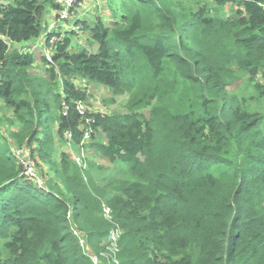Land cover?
I'll return each instance as SVG.
<instances>
[{
    "label": "trees",
    "instance_id": "16d2710c",
    "mask_svg": "<svg viewBox=\"0 0 264 264\" xmlns=\"http://www.w3.org/2000/svg\"><path fill=\"white\" fill-rule=\"evenodd\" d=\"M217 1L237 8L107 0L110 26L81 22L96 50L69 52L65 30L48 79L8 42L43 36L47 47L60 31L44 29L46 6H59L0 5V101L14 128L0 136V264H264V116L227 90L242 74L262 79L264 97V0ZM75 77L128 94L126 113L82 116ZM54 124L75 147L90 131L87 147L130 178L97 185L93 164L55 148ZM9 139L47 165L42 186L21 175ZM112 230L115 252L104 244Z\"/></svg>",
    "mask_w": 264,
    "mask_h": 264
},
{
    "label": "rangeland",
    "instance_id": "374dc122",
    "mask_svg": "<svg viewBox=\"0 0 264 264\" xmlns=\"http://www.w3.org/2000/svg\"><path fill=\"white\" fill-rule=\"evenodd\" d=\"M55 5L59 6L61 10H55L50 8V5L46 6V13L43 18V27L44 29L49 30L48 28H55L56 26L59 28L60 33H64L66 28L73 29V41L77 45L83 44L88 41V33L87 31H81L79 26H77V21H81L84 18H87L85 21V25L87 26L89 23L94 21L98 16H100L105 22L107 26H110V22L107 23L109 18L102 12V8L106 5L105 0H80L81 4L79 7H72L75 0H72L71 4H67V0H52ZM119 1V0H117ZM179 4H183L186 6H191L195 4H200L209 10H217L219 16H228L231 15L235 10L236 6H232L230 4H225L220 6L217 0H173ZM12 2V0H0V5H6ZM85 5H89V11L83 10L82 8ZM98 3V6L96 4ZM82 6V7H81ZM106 12V9H104ZM89 15L91 18H89ZM66 18V19H64ZM43 36L37 39H32L27 42H23L22 44H11L8 42L10 49H16L23 53H29L33 55L35 63L33 65L32 70L30 71L33 75H39L40 77H44V79H48L47 74H44V70L48 69L52 66L53 63H57V60H53L54 57H57L59 54L55 47L51 46V43L45 47V43L42 42ZM89 44V42H87ZM75 46L72 47L69 52L74 51ZM96 50V45H89L88 51L94 52ZM46 56L49 57L52 63L46 65ZM45 59V62L43 61ZM72 83L74 87L77 88V91L85 94V101L79 102L78 106H81V112H79L82 116H86L87 114H103V115H111V114H124L126 113V105L129 100L128 94L114 95L108 88L96 84L94 82H89L85 79L81 78H73ZM257 85L262 84V79L258 78L254 82H250L249 77L247 75L237 74L236 80L232 82L227 88L230 95L236 96L242 102L243 106L249 108L252 112L257 113L258 115L264 116V97L261 98L260 89L256 88ZM147 113L146 111L144 112ZM9 118H11V112L8 108L4 106V104L0 101V136L7 137L10 132L14 131V128L9 124ZM91 120L89 118H85V125L90 123ZM84 126V125H82ZM85 127L82 129L84 130ZM13 130V131H12ZM264 133V120L263 127ZM52 131L54 133V146L60 152L63 149L66 150L71 158L78 152V147L71 145V143H66L65 140L61 141L56 137V124L52 126ZM97 140H100V135L96 136ZM10 142L11 148L14 149L15 155L23 157H29L28 154L25 156L24 149L19 147L13 139L8 140ZM90 143V139H88L86 144ZM85 144V145H86ZM35 148V145L32 146ZM27 149V148H26ZM96 155V154H95ZM93 150L90 147L84 146L83 151L81 153V158L85 162H90V164L94 165V168L91 169L90 175L97 182V185L103 186L111 182L112 180H127L129 179V174L127 172V167L120 163H109L105 159L100 156H95ZM91 156V157H90ZM58 158V155L55 156ZM91 158V159H90ZM30 159L34 160L37 163L38 175L43 181L45 177H50L51 174L48 173V167L41 161H39L36 155L30 154ZM86 167H87V163ZM105 244V242H104Z\"/></svg>",
    "mask_w": 264,
    "mask_h": 264
},
{
    "label": "built area",
    "instance_id": "2783aa9c",
    "mask_svg": "<svg viewBox=\"0 0 264 264\" xmlns=\"http://www.w3.org/2000/svg\"><path fill=\"white\" fill-rule=\"evenodd\" d=\"M243 1H246V0H243ZM71 2H72V0H67V4L68 5H70ZM72 3H73L72 7L73 6L74 7H79V5L81 4V1L78 4L76 3V0L74 2H72ZM97 5H98V3H97ZM261 6L264 7V5H261ZM84 7H85L86 10L88 9L87 5H85V2H84ZM104 9H106V11H107L106 5L104 6ZM104 9H103L102 12L105 14L106 12H104ZM59 10H61V8ZM88 11H89V9H88ZM64 19H66V18H64ZM81 22H82V20L80 22L77 21V26H79L81 31H83V26H82ZM56 27L53 28V29H52V27L48 28L49 30H47V33L55 31V30H58ZM65 30H69V31L73 32L72 31L73 29H70V28H66ZM65 30H64V33H60L59 37H54V38H52L49 41V43H51L52 47H56V43L58 41L62 40V37L65 35ZM42 41H43V38H42ZM71 49H72V47L69 48V50H71ZM46 61H47V64L52 63L51 59L49 57H47V56H46ZM77 109H78L79 112H81V106L80 105L77 107ZM90 134H91L90 131H86L85 132V134L83 136V139L81 141L80 147H78L80 153H78V154L76 153L73 156V158H72V160L75 162V164L78 165L79 167L83 168V169L86 168V164H85L84 160H82V158H81V153L83 151L84 146H86L85 144L87 143ZM71 138H72V134L71 133H66L65 134L66 141L70 142ZM24 152H25V156H26V154H28L29 157L20 158V156L16 155V158H17V160H18V162H19V164H20V166L22 168L21 175L23 177L31 180L32 182H34L35 185L40 187V186H42L44 184V181L41 178H39L38 169H37V163L34 160L30 159V152H29L28 148L24 149ZM102 212H103L104 218H106L107 220L111 219V210H110L109 207H107L106 205H103ZM120 234H121V232H119L118 230H112L110 232V234H109V236L107 238V241L105 242V243L108 244V247H107L108 251H111V252L117 251L116 242H117V239L119 238ZM80 245H83V246L85 245V240H84L83 237H80ZM91 259H92L94 264H99L98 259L96 258V256L92 255Z\"/></svg>",
    "mask_w": 264,
    "mask_h": 264
},
{
    "label": "crops",
    "instance_id": "0c3cea01",
    "mask_svg": "<svg viewBox=\"0 0 264 264\" xmlns=\"http://www.w3.org/2000/svg\"><path fill=\"white\" fill-rule=\"evenodd\" d=\"M104 1V0H103ZM105 2H106V8H107V11H106V16L109 18V20L107 21V23H111L112 21H113V19H112V15H111V12H110V4L108 5V3H107V0H105ZM96 6H98L97 4H96ZM87 8H89V5H87ZM84 11L86 10L85 8H82ZM103 9H104V7L102 8V11H103ZM88 10V9H87ZM90 12V11H89ZM87 16H86V18H84L83 20H82V22H85V21H87ZM89 18H91L90 17V15H89ZM97 18H101V17H97ZM96 18V19H97ZM95 19V20H96ZM102 19V18H101ZM94 20V21H95ZM103 20V19H102ZM94 21H92L91 23H89V24H92ZM103 22H104V24L106 25V22L103 20ZM59 30V29H58ZM87 31V30H86ZM87 33H88V31H87ZM88 35H89V33H88ZM72 38H73V35H72ZM87 42H89V44H87ZM87 42H85V43H83V44H80V46H78L77 45V47H76V44L74 43V41L72 40V45H71V47H73V46H75V48L74 49H78L79 47H82V48H85L86 50H88V47H89V45H91V41H90V35L88 36V41ZM63 151H66V150H64L63 149ZM95 155V154H94ZM96 156V155H95ZM98 156V155H97ZM91 157V156H90ZM91 159V158H90Z\"/></svg>",
    "mask_w": 264,
    "mask_h": 264
}]
</instances>
